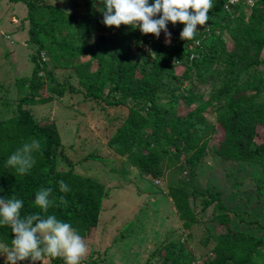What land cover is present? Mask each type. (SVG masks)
<instances>
[{
  "label": "trees",
  "instance_id": "trees-1",
  "mask_svg": "<svg viewBox=\"0 0 264 264\" xmlns=\"http://www.w3.org/2000/svg\"><path fill=\"white\" fill-rule=\"evenodd\" d=\"M17 1L28 9L27 42L35 53L30 56L31 76L15 82L16 114L0 120V198L15 195L23 199L21 215H26L38 210L33 207L36 191L51 187L56 200L63 197L67 203L50 207L48 214L70 223L83 238L97 227L102 203L111 191L104 181L74 170L88 159L92 165L83 168L95 170L96 157L88 153L83 161L72 162L64 152L56 125L39 123L28 109L66 93L81 95L87 101L126 111L125 116L115 119L120 120L117 123L110 118L109 131L113 128L114 134H109L107 140L116 156L126 157L125 165L129 162L144 178L165 179L164 171L177 166L178 173L185 174L169 187V197L183 228L189 230L196 223L189 199L195 202L200 197L202 210L214 205L227 211L216 217L225 232L213 238L215 245L206 264H264V234L257 237L231 229L229 214L234 212L223 204L221 193L193 187L214 129L206 120L205 106L182 117L175 106L166 107L159 102L164 93L174 102H193L189 92L176 94L181 91L180 86L168 88L170 80L194 76L198 81H211L215 88L205 105L214 103L223 133L211 151L226 161L264 163V141H256L258 128H264V0H257L252 8L232 0H213L211 19L205 26H197L193 40L180 39L183 24L169 23L172 37L167 44L163 32L156 38L126 25L106 27L102 23V0H93L95 6L93 1L87 2L80 17L41 7L40 0ZM223 34L233 40L232 49L228 50ZM144 45L150 47L149 52H142ZM55 53L63 62L57 61L53 67L72 68L76 82L59 81L48 69L43 56ZM45 80L49 85L45 86ZM33 138L41 142V150L34 153L36 163L31 171L20 176L6 168L8 156ZM59 161L69 168L59 170ZM61 180L71 191L59 190ZM234 215L244 222L243 215ZM12 238L10 227L0 226V243L10 245ZM175 245V250L171 246L165 252L160 264H193V256L185 252L184 245ZM44 259L47 264H64L60 257Z\"/></svg>",
  "mask_w": 264,
  "mask_h": 264
},
{
  "label": "rangeland",
  "instance_id": "rangeland-1",
  "mask_svg": "<svg viewBox=\"0 0 264 264\" xmlns=\"http://www.w3.org/2000/svg\"><path fill=\"white\" fill-rule=\"evenodd\" d=\"M40 1L41 7L60 9L70 16L80 17L88 7L87 2L93 0ZM92 6H95L94 1ZM27 13L28 9L21 1L0 0V120L16 114V79L28 78L32 73L30 56L35 52L27 42ZM96 35V32L92 35V41ZM222 37L228 50L232 49L233 40L229 35L223 34ZM142 48V52L150 51L148 45ZM43 60L59 81L76 82L72 68L53 67L57 61L63 62V59L57 58L56 53L50 57L44 55ZM47 85L49 82L45 80ZM167 86H180L181 91H176V94L189 92L193 102L186 104L182 99L174 102L169 94L164 93L159 99L160 104L175 106L182 117L205 106L206 120L214 127L206 147L207 152L197 167L193 187L199 191L209 189L221 193L223 204L234 212L229 214L231 229L257 237L264 234V228L257 226L264 227V163L226 161L211 151L223 135L217 122L214 103L205 105L210 102L211 91L215 88L213 83L198 81L191 76L187 79L179 78L178 81L170 80ZM28 109L39 123L56 125L64 152L72 162L83 161L88 153L94 154L97 171L83 168L92 165L88 163L90 159L84 161L87 163L76 165L74 170L104 181L106 189L111 191L110 197L102 203L100 227L92 229L84 237L88 252L80 264H160L171 246L175 250V244L184 245L185 252L193 256V264H206L212 256L211 248L215 245L213 238L225 232L216 217L227 211L214 205L202 210L200 197L195 202L189 199L196 223L189 230L183 228V222L169 197V187L177 179L185 177L184 173H178V166L165 170V179L144 178L129 162L125 165L126 157L116 156L107 146L108 135L114 134L113 128L109 131L110 118L117 123L120 120L115 119L121 114L125 116L126 111L107 107L104 103L96 104L81 95L69 93L62 98L55 97L47 104L29 106ZM256 136L257 143L263 142L264 128H258ZM57 167L59 170L69 168L62 161L58 162ZM118 188L126 191V197L117 191ZM235 213L243 215L244 222H239ZM111 221L116 222L112 226L107 225ZM4 261L5 258L0 256L1 264ZM47 263V259L39 262Z\"/></svg>",
  "mask_w": 264,
  "mask_h": 264
},
{
  "label": "clouds",
  "instance_id": "clouds-1",
  "mask_svg": "<svg viewBox=\"0 0 264 264\" xmlns=\"http://www.w3.org/2000/svg\"><path fill=\"white\" fill-rule=\"evenodd\" d=\"M103 21L109 28L126 25L139 29L143 35L159 38L165 34V43L171 42L168 24H183L180 39L195 38L197 26H205L211 19L213 0H102ZM199 43V41H196ZM41 150L38 139H30L18 147L5 161V167L24 176L34 167V153ZM59 190L71 191L69 185L59 181ZM57 203L66 204L60 197L56 200L51 187H41L35 193L33 207L37 211L21 215L25 206L23 199L12 195L0 198V226H8L12 232L10 245L0 243V256L4 264H39L46 257H60L64 264H80L88 252L84 238L73 226L48 214L49 208Z\"/></svg>",
  "mask_w": 264,
  "mask_h": 264
},
{
  "label": "built area",
  "instance_id": "built-area-1",
  "mask_svg": "<svg viewBox=\"0 0 264 264\" xmlns=\"http://www.w3.org/2000/svg\"><path fill=\"white\" fill-rule=\"evenodd\" d=\"M234 4L243 3L246 7L252 8L256 5L257 0H232Z\"/></svg>",
  "mask_w": 264,
  "mask_h": 264
},
{
  "label": "crops",
  "instance_id": "crops-1",
  "mask_svg": "<svg viewBox=\"0 0 264 264\" xmlns=\"http://www.w3.org/2000/svg\"><path fill=\"white\" fill-rule=\"evenodd\" d=\"M117 191H121V192H122L121 195H124V197H126V196H125L126 191H122L121 188H118ZM117 191H115V192H117ZM124 192H125V193H124ZM109 197H110V196H109ZM102 208H103V206H102ZM102 213H103V212H102ZM101 220H102V214H101V216H100V218H99V221H98L97 227L94 228V229L97 230V229L100 227V225H101ZM115 222H116V221H111V222L107 223V225H111V226H112Z\"/></svg>",
  "mask_w": 264,
  "mask_h": 264
}]
</instances>
